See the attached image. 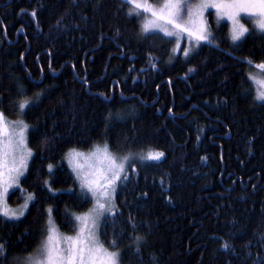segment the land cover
<instances>
[{"label": "trees", "instance_id": "trees-1", "mask_svg": "<svg viewBox=\"0 0 264 264\" xmlns=\"http://www.w3.org/2000/svg\"><path fill=\"white\" fill-rule=\"evenodd\" d=\"M144 17L127 0H0V112L29 126L32 153L7 201L34 197L21 219L0 217V264L39 249L48 209L61 233L75 232L92 201L64 158L103 144L164 153L129 170L117 215L100 224L120 264H264V102L248 77L264 75L254 68L264 35L232 45L209 13L214 39L182 56L143 33Z\"/></svg>", "mask_w": 264, "mask_h": 264}, {"label": "rangeland", "instance_id": "rangeland-1", "mask_svg": "<svg viewBox=\"0 0 264 264\" xmlns=\"http://www.w3.org/2000/svg\"><path fill=\"white\" fill-rule=\"evenodd\" d=\"M137 3L141 5L140 8H137L135 6ZM189 3L192 6H195L200 3V0H189ZM210 3L217 6L210 7L208 9H200V10H197L193 7V11L190 15H185L182 8L178 17H173L170 14L171 9L164 7L166 4H168V0H135V3H130V6L138 9L139 11L145 14V17L143 18L144 20L141 24L142 31L144 34L154 32L160 34L162 37L166 39H170L174 41V47L172 53L173 54L180 53V55L182 56H185L184 50L188 51V56L190 55L189 54L190 48L192 46L195 48V42L197 41V36L208 35V34L211 35L209 30V21H208L209 13H212L214 17V21L217 23L218 27L223 25L224 23L228 26V40L232 45H235L244 39L242 38L240 41L235 43L231 39V35L233 31V20L230 17L236 16L237 13L239 14L238 18L240 20V23L243 24L249 30L248 33L255 32L258 35H264V31H261L256 25V18L254 16L250 17L248 15L249 12H259L261 10H264V8H262V6L259 5L258 3L238 4V3H234L233 0H210ZM145 8H148L149 10L145 11L144 10ZM153 11L156 12L155 16L152 15ZM169 20H172L171 24L168 23ZM149 21L152 22L151 30L145 32L143 30V26L149 23ZM176 24H180L181 27L176 28L175 27ZM161 28H166L168 31H172L176 34L173 36H167L165 35L164 31H161ZM205 29H207V31H204ZM189 33H191V35ZM198 42H206V41L201 40ZM171 57L174 58V55L173 56L171 55ZM248 77L251 83L253 84L255 90V100L259 103L264 102L256 99L258 92L264 91V87H262L256 81L264 80V75L261 73H251L250 75H248ZM250 77H254L255 79ZM3 116L5 119L3 123H0V213H3L4 211H8L10 214L15 213L16 215H19V219H21L28 210V207L30 206L31 202L33 201V199L32 200L28 199L30 194H23L22 203L17 207H11L8 204L7 200L10 193H12L15 190H20V181L25 176L29 166L30 159L32 157V153L31 156H27V152L29 151L27 145L29 126L22 119L19 118L10 119L5 117V115ZM21 121L23 122V124H26L28 126L23 134V144L20 143L21 140L20 131L21 128L23 127V124L20 123ZM104 145L105 144L97 145V146L103 148ZM95 149L96 146L90 149L89 151L75 150L76 153L82 155H76L73 159H71L70 162L68 154L70 151L74 150L72 149L67 152L64 158V163H66L68 169L73 174L79 191L87 195L91 199L92 207L90 210H92L96 206V198L92 196V193L88 191L87 187L84 188L81 187L82 183L84 181L90 182L92 184V187L96 189L97 193L99 194V192L104 190L103 185H105L107 182L106 177L111 176V173L108 171V161L103 158L102 154L98 153L96 155H93ZM109 151L117 158L118 163L121 162L124 157H128V160L125 162V169L127 175L129 174L130 169L131 170L135 169L136 163L147 161V160H142L140 157L146 155L148 152L119 154L112 152L110 149ZM22 157H26V169H20L21 171H23V175L18 176L17 179L16 170L20 168V159ZM123 182L124 181L118 182L116 192L118 190V187ZM114 203H115V197H114ZM90 210L80 215L89 214ZM21 211L23 212V215H20ZM0 217L8 221L19 220V219L9 218V216H5L2 214H0ZM102 220L103 218L100 220V224ZM82 226L83 225H81L79 221H76V229L75 232L72 234L61 233L55 227L56 232L54 234L53 240L51 241V245H50L52 249L56 253L60 255H64L66 254L65 250L70 247L73 248L74 251L82 247V245L79 242V236H78V233ZM89 226H90V221H89ZM49 227L50 226L48 224L47 233L43 243L41 244L39 249L31 256H36L38 254V251L43 246V244L47 241L48 236L51 234L49 232ZM68 237H71L72 239L70 240L66 239ZM25 258L21 262L18 261L17 264H23ZM86 264H93V261L86 260ZM95 264H100L98 258L95 259Z\"/></svg>", "mask_w": 264, "mask_h": 264}, {"label": "snow or ice", "instance_id": "snow-or-ice-1", "mask_svg": "<svg viewBox=\"0 0 264 264\" xmlns=\"http://www.w3.org/2000/svg\"><path fill=\"white\" fill-rule=\"evenodd\" d=\"M129 3H135V0H127ZM234 3L238 4H249V3H258L259 5L264 8V0H233ZM137 8H140V4L135 5ZM217 5H214L210 3V0H200V3L192 6L189 3V0H168V4H166L165 8H170V14L173 17H178L182 8L185 15H190L193 11V7L197 10L200 9H208L210 7H216ZM145 11H148V8L144 9ZM33 16H35V12L32 13ZM152 15L155 16L156 12L153 11ZM248 15L250 17L254 16L256 18V25L261 30L264 31V10H261L259 12H249ZM239 14L237 13L236 16L230 17L233 20V31L231 35L232 41L238 42L242 38L245 37V35L248 33V29L240 23V20L238 18ZM169 24L172 23V20L168 21ZM152 22L149 21V23L145 24L143 26V30L145 32H148L151 30ZM176 28H180V24L175 25ZM183 30V29H182ZM161 31H164L165 35L167 36H173L176 33L172 31H168L166 28H161ZM204 31H207L205 29ZM191 35V33H189ZM214 39L211 37L210 34L208 35H199L197 36V41H207L211 42V40ZM184 55H188V51L184 50ZM249 64L252 63V61H248ZM256 68L260 69L262 73H264V63L256 64ZM255 79L254 77H250ZM257 83H259L262 87H264V80H257ZM257 100L264 101V91H259L257 96ZM31 102L30 101H24L19 104V108L21 112L25 109L26 106H28ZM3 113L0 112V123H3L4 121ZM23 124V122H20ZM27 125L23 124V127L20 131L21 140L20 143L23 144V134L24 131L27 129ZM102 154L103 158L108 161V171L111 173L110 177H106V184L103 185L104 190L97 193V190L92 187V184L88 181H84L81 185L82 188L87 187L88 191L92 193V196L96 198V206L90 210L89 214L85 215H76L74 216V219L76 221H79L81 225H83L80 228V231L78 233L79 236V242L82 245V247L76 249L75 251L73 248H68L65 250L64 255H60L56 253L51 245V241L53 240L54 234L56 232L55 225L51 219V209H48L49 212V232L51 233L48 236L47 241L43 244L41 249L38 251V254L36 256H29L26 257L23 264H86V260L93 261V264H95V259L98 258L100 264H120L121 262V253L117 250L109 251L107 247H105V244L100 240V234H99V227H100V220L103 218L105 222L109 219V215L115 216L117 215L115 211V203H114V197L116 193V188L118 186V182H122L128 179V175L125 169V162L128 160V157H124L121 162H117V158L109 151L108 145L105 144L103 148L100 146H96L95 152L93 155L96 154ZM76 155H82L79 153H76L75 150H72L69 152L68 156L71 162V159H73ZM27 156H31L30 150L27 152ZM164 157V153L160 151H149L146 155L141 156L140 158L142 160L147 161H159ZM52 166H49V170L51 171ZM20 169H26V157H22L20 159V168H18L17 171V179L18 176L23 175V171ZM29 200L34 199L33 196L28 197ZM103 200V202H102ZM26 207V206H25ZM5 216H9V218L12 219H19V215H16L15 213H9L8 211H4L3 213H0ZM108 214V215H106ZM20 215H23V212H20ZM90 221V226H89ZM113 225H115V220L112 221ZM134 227V226H133ZM86 233V234H85ZM66 239H72L71 237H68ZM138 241L141 240V237L136 238ZM111 247L113 249H118V243L116 239H113L111 241ZM223 248L225 250L230 248V245L225 242L223 244ZM136 251H139V246H137ZM5 253L4 246L0 244V256H3Z\"/></svg>", "mask_w": 264, "mask_h": 264}]
</instances>
